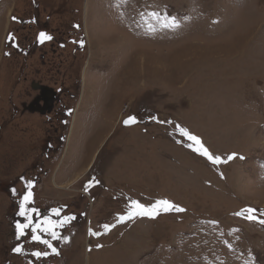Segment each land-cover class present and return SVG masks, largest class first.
Listing matches in <instances>:
<instances>
[{
    "label": "rangeland",
    "instance_id": "1",
    "mask_svg": "<svg viewBox=\"0 0 264 264\" xmlns=\"http://www.w3.org/2000/svg\"><path fill=\"white\" fill-rule=\"evenodd\" d=\"M28 182L34 223L76 217L56 252L18 237ZM160 200L184 211L119 221ZM261 220L264 0H0V264H264Z\"/></svg>",
    "mask_w": 264,
    "mask_h": 264
},
{
    "label": "snow or ice",
    "instance_id": "2",
    "mask_svg": "<svg viewBox=\"0 0 264 264\" xmlns=\"http://www.w3.org/2000/svg\"><path fill=\"white\" fill-rule=\"evenodd\" d=\"M13 19H16L15 17ZM169 27H177L178 25L175 23L173 20L171 25H166ZM10 39H14L13 37H10ZM39 42L44 43L45 41H50L52 40V37L50 35H47L45 33H40L39 37ZM81 46H83V42H81ZM125 125H131L137 123V120L135 117H130L129 119L124 121ZM177 130L179 131L180 135L183 137H186L187 140L191 141L192 144L189 145V147H192L194 151L198 152L201 156L206 157V159L211 162L212 164H217L221 162V158L214 156L207 147L204 146L200 138L197 136L191 134L188 130H186L183 127L177 126ZM195 146V147H194ZM233 157H229V159H232ZM98 183V181H97ZM27 192L23 195L22 200L20 202V211L19 215L24 217L27 223H17L16 228H17V233L18 237L19 236H24L26 234V229L31 228L32 231V239L38 243H43L47 245L49 248H52L53 252H56V249L52 247V245L49 243L48 240L42 239V237L39 235L40 232H46L49 234L53 239H58V233L54 230V228L59 224L60 226H63V224L74 220L76 217L75 216H68L65 217L63 220L58 221V222H53L50 217L43 219L40 221V223H34L33 222V216L32 214L35 213L37 216L40 215L38 209L36 208H30L28 205L34 203V198H33V192L32 188L34 187L32 182L27 183ZM87 190V186H86ZM13 194H15V189H13ZM184 211L182 208H178L174 204H172L168 200H160L157 201L155 204H152L151 206H146L139 201H132L130 205V210L125 216H120L119 221L124 222L127 220H133L136 217H148L151 219H155L161 212H170V211ZM60 209H53L52 212L54 215L59 216L60 215ZM256 212L255 209L248 208L245 209L244 212L242 213H237V215H244L246 216L247 219L253 220L255 219L254 213ZM261 223H264V220L260 221ZM109 225H104V228L106 230L109 229ZM91 235L96 236L98 233L96 232H91ZM17 253H22V248L17 247L15 249ZM59 254V253H56ZM33 256L40 258L41 256H46L47 253H41L39 251L33 252Z\"/></svg>",
    "mask_w": 264,
    "mask_h": 264
},
{
    "label": "flooded vegetation",
    "instance_id": "3",
    "mask_svg": "<svg viewBox=\"0 0 264 264\" xmlns=\"http://www.w3.org/2000/svg\"><path fill=\"white\" fill-rule=\"evenodd\" d=\"M29 19V18H27ZM29 26H33V23H28ZM31 32V30H29ZM59 36V34L57 33ZM30 37V36H28ZM59 40L53 39L52 41H49L52 43V45H55ZM42 48V46L40 47ZM44 56V55H43ZM44 59H46V56H44ZM34 87L38 89L39 94L36 96L34 101L31 103L32 105L38 106L39 110L44 113L51 112L54 108L55 103L57 102V94H55L54 90H50L49 87L43 84H34ZM44 103V105H43Z\"/></svg>",
    "mask_w": 264,
    "mask_h": 264
},
{
    "label": "water",
    "instance_id": "4",
    "mask_svg": "<svg viewBox=\"0 0 264 264\" xmlns=\"http://www.w3.org/2000/svg\"><path fill=\"white\" fill-rule=\"evenodd\" d=\"M130 117H135V116H129V117H127V118H125V120H127V119H129ZM136 118V120H137V123L139 122V119L137 118V117H135ZM124 120V121H125ZM124 121L122 122V124H123V126H125V127H130V126H133V125H136L137 123H135V124H131V125H125V123H124Z\"/></svg>",
    "mask_w": 264,
    "mask_h": 264
},
{
    "label": "crops",
    "instance_id": "5",
    "mask_svg": "<svg viewBox=\"0 0 264 264\" xmlns=\"http://www.w3.org/2000/svg\"><path fill=\"white\" fill-rule=\"evenodd\" d=\"M10 16H11V15H10ZM111 119H112V118H107V119H106V122H107V123H110V120H111ZM104 121H105V119H104ZM108 121H109V122H108ZM106 129H107V128H106Z\"/></svg>",
    "mask_w": 264,
    "mask_h": 264
},
{
    "label": "bare ground",
    "instance_id": "6",
    "mask_svg": "<svg viewBox=\"0 0 264 264\" xmlns=\"http://www.w3.org/2000/svg\"><path fill=\"white\" fill-rule=\"evenodd\" d=\"M54 183H55V186H56V187H59L56 181H55ZM59 188H60V187H59ZM69 189H70V188H69Z\"/></svg>",
    "mask_w": 264,
    "mask_h": 264
}]
</instances>
